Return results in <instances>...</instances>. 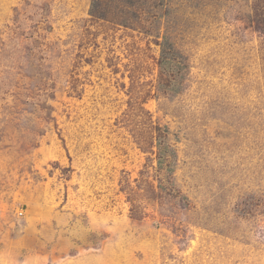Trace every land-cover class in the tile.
Listing matches in <instances>:
<instances>
[{"label":"rangeland","instance_id":"374dc122","mask_svg":"<svg viewBox=\"0 0 264 264\" xmlns=\"http://www.w3.org/2000/svg\"><path fill=\"white\" fill-rule=\"evenodd\" d=\"M0 264H264V0H0Z\"/></svg>","mask_w":264,"mask_h":264},{"label":"trees","instance_id":"16d2710c","mask_svg":"<svg viewBox=\"0 0 264 264\" xmlns=\"http://www.w3.org/2000/svg\"><path fill=\"white\" fill-rule=\"evenodd\" d=\"M93 8H94V5H93Z\"/></svg>","mask_w":264,"mask_h":264}]
</instances>
